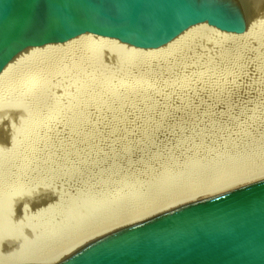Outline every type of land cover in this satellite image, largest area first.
Here are the masks:
<instances>
[{
    "label": "rangeland",
    "instance_id": "rangeland-1",
    "mask_svg": "<svg viewBox=\"0 0 264 264\" xmlns=\"http://www.w3.org/2000/svg\"><path fill=\"white\" fill-rule=\"evenodd\" d=\"M249 11L250 44L241 48L219 36L204 34V40L199 34L164 71L157 62L146 65L141 57L103 48L90 55L82 49L73 52V62L63 64L57 76L48 80L41 75L30 93L1 99L0 173L13 168L26 146L34 143L39 153L30 169L36 179L17 182L30 185L24 197L14 199L12 207L20 218L12 212L15 225L10 239H0V252L36 233L29 226L30 211L32 215L48 206L53 212L62 201L74 203L79 192L85 194L80 199L87 200L100 184L113 189L117 181L125 194H132L120 204L123 211L130 199L143 196L149 201L148 196L164 193L167 179L162 170L177 169L182 162L189 167L198 158L212 156L208 166L229 168L243 160L248 166L244 169L264 164V0H251ZM41 114L47 119L44 130L32 134ZM76 117L81 121L78 132L73 130ZM46 153L50 156L45 159ZM230 155L236 156L234 162L224 160ZM111 167L114 173L108 179L105 172ZM120 167L126 171L123 182L117 180ZM88 175L93 179L89 191L82 188ZM31 195H39L36 208L29 204ZM24 198L29 210L28 204L22 208L17 203Z\"/></svg>",
    "mask_w": 264,
    "mask_h": 264
},
{
    "label": "water",
    "instance_id": "water-1",
    "mask_svg": "<svg viewBox=\"0 0 264 264\" xmlns=\"http://www.w3.org/2000/svg\"><path fill=\"white\" fill-rule=\"evenodd\" d=\"M251 0H0V82L29 53L106 45L161 59L200 33L250 44ZM264 264V174L100 236L50 262Z\"/></svg>",
    "mask_w": 264,
    "mask_h": 264
},
{
    "label": "bare ground",
    "instance_id": "bare-ground-1",
    "mask_svg": "<svg viewBox=\"0 0 264 264\" xmlns=\"http://www.w3.org/2000/svg\"><path fill=\"white\" fill-rule=\"evenodd\" d=\"M200 34L203 36L204 34H206L207 37H218V35L214 33ZM197 35L199 37V34ZM197 35L187 38L182 43L181 49L185 48L184 46L186 45V43L191 41V39L196 37ZM219 38L221 39V41L227 44L232 43L233 47L237 49L242 47V45H238L223 37L219 36ZM195 39L197 40V38ZM206 39L207 38L205 37L204 40ZM96 48L110 49L106 45H84L68 53H29L21 62L15 64L12 67L0 82V87H4L5 89H7L4 92L0 93V101L6 96H15L24 91L29 92L28 90H34V88L36 87L35 82L41 75L48 78V80L51 78V76H57V74L61 71V67L63 68V64H65L66 62L71 64L73 62L72 59L76 56L74 54H77L78 50L81 51L83 49L86 54L91 55V53H93ZM181 49L171 52L161 59L141 57L140 60L148 66L155 64L154 62H157L156 67L159 68V71L168 70V65L170 66L169 62L178 55V52ZM110 50L112 51V49ZM73 52L76 53L73 54ZM79 115L80 114H76V116ZM77 119L78 118L76 117V121L74 120L75 122H73V130L76 132L79 131L81 122ZM35 120L36 123H34L33 125L31 131L32 134L37 133L38 130H41L42 132L45 127L44 124H46L45 122L47 121L43 114L37 115ZM35 146L38 147L34 143L26 146V150H24L23 154L19 157L18 160L14 161L15 163L13 164V168L15 166L16 169H14L13 172H11L13 168L10 167L8 170H6V172L4 171L0 173V239H10L8 236H10V234L12 233L11 228L15 225H13L14 222L12 223V220L14 219L12 218L13 214L17 215L18 217V214H16V212L14 213L15 207H12V204H14V199H18L20 197L22 198L26 195L25 188L30 185V183L26 181V183L23 182L24 184H18L17 182L23 181V179H26L27 181H29L30 179H36V177H32V174L30 172L31 165L34 162L37 153H39L36 151L38 149ZM49 156L50 153H46L45 159L49 158ZM230 156H228L224 160L226 162H234L235 160H233V158H235L236 156L233 158L232 156ZM211 158L212 156H203L201 158H198L195 163L189 164V167L186 166V163L183 164L182 162L181 165L177 167V169L172 170L171 167L165 168L164 170H162L164 171L163 174L166 177L165 180L167 179L165 182L163 181L164 193L157 194L158 196L154 194L155 197H152L153 194L148 196L147 198H149V201H146L149 203H147L145 199L142 198L143 196L141 197L142 199L139 198L140 196L137 199H130L133 200L132 203L129 204L130 207L128 208V206H126L127 209L123 211H120V204H124V199L126 201V198H131L130 196L132 194L130 196L127 195L128 193L125 194L122 190H125L126 188L123 187V189L117 187V181L114 185L112 184L113 189L107 181L113 192L112 190H110V187L107 186V189H103L105 185H102V187L100 184V188L96 187L93 190L91 198L83 201L82 199H80V197L85 194H80L81 192H79L73 199L74 203L68 204L62 201L61 204H59L53 212L50 211L51 209H48V206H41L36 208L35 206L39 202L37 201V199H39V195H31L30 197H32L33 199L29 198V204L36 209L33 210L34 213L32 212V215H30V211V216L27 215V217L32 220L29 226H31L33 228V231L36 233L27 240H19L14 243V246H12L14 250H11L13 248H10L9 250L3 249L4 252H0V264H21L33 262H50L58 260L74 252L84 244L118 228L141 221L163 210H167L179 204L204 197L213 192L264 174L263 163H260L259 165L252 167L251 169H244L245 167H248L244 166L246 164H242L244 163V160L240 162L238 161V165H231L229 168L223 167V165H220L218 163L214 166H208L207 161ZM220 158L222 159L221 156ZM57 163L60 164V161H57ZM186 168L188 170L187 174L185 172L186 170L183 171V169ZM106 169L108 170V168ZM124 171L125 167H120V173L122 175L120 176V180L119 178L117 179L118 181L123 182L125 180V176L123 174ZM22 172L25 176L23 175L21 177H18L17 175ZM112 172L114 173L113 167H111L108 172H105L107 173V177H105L110 179L113 175ZM87 178L85 179L82 186V188L84 187L86 188V190L90 189V185L92 184H90L92 179L91 176H89L88 179ZM53 179H55V176L53 177ZM144 180L145 179L142 178L140 179V181L142 182H144ZM160 182H162V179L160 180ZM103 183H105V181ZM155 188H153L152 190H154ZM24 199L17 201L18 205H20V207L22 208L26 207V205L28 204V198ZM134 203L139 204L138 206L136 205V207ZM29 204L26 207L28 210ZM82 206L84 208H80ZM152 207L154 208L151 211ZM11 208L12 210L10 211ZM82 209H84V211H82ZM18 218H20V216ZM16 220L17 218L15 219V221ZM22 220L26 221V219Z\"/></svg>",
    "mask_w": 264,
    "mask_h": 264
}]
</instances>
